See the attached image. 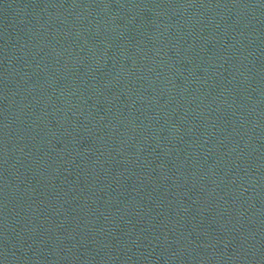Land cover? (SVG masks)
<instances>
[{
  "label": "water",
  "instance_id": "1",
  "mask_svg": "<svg viewBox=\"0 0 264 264\" xmlns=\"http://www.w3.org/2000/svg\"><path fill=\"white\" fill-rule=\"evenodd\" d=\"M179 109L264 189V0H91Z\"/></svg>",
  "mask_w": 264,
  "mask_h": 264
}]
</instances>
